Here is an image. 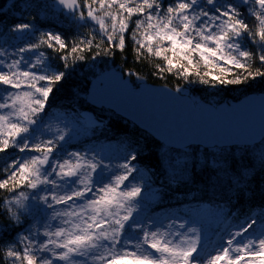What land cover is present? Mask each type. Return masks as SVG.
Here are the masks:
<instances>
[{"label": "snow or ice", "instance_id": "obj_1", "mask_svg": "<svg viewBox=\"0 0 264 264\" xmlns=\"http://www.w3.org/2000/svg\"><path fill=\"white\" fill-rule=\"evenodd\" d=\"M218 2L176 0L164 9L161 0H52L51 5L36 7L63 11L77 26L89 22L98 25L101 43L106 38L108 44L104 55L125 48L132 18L140 14L144 19L135 20L131 32V39L138 45L137 58L146 50L163 59L167 72L176 69L188 83L215 87L264 77V0H223L217 6ZM248 5H254L247 8L248 15L255 18L254 25L246 22L241 11ZM30 7L32 4L25 0L24 8ZM9 31L20 36H35L37 32L32 22L16 23ZM94 41V32L68 40L60 32L47 31L13 54L0 47V86H4L0 94V153L10 148L30 153L17 156L3 169L5 178L0 179V190L11 196L2 203L7 206L11 223L21 225L22 216L35 221L28 235L17 238V243L24 245L22 251L13 243L4 255L12 264H201L202 259L203 264H264V228L248 236L257 223L255 219L229 233L206 259L198 228L187 227L184 222L179 224L184 231H172V224L153 231L155 221L149 219L145 224L137 220L142 184L134 181H142L144 174L135 166L140 155L131 143L124 145L123 163L115 167L98 158L100 153L95 148L84 153L63 150L71 131L68 123L57 116L64 128L58 124L53 132L44 119L50 115L47 109L55 86L64 81L77 61L87 58L84 53ZM246 41L255 50L247 47ZM95 47L99 49L100 43ZM41 48L56 53L59 63L54 64ZM24 53H30L34 60H26ZM100 54L97 51L93 55ZM9 55L18 58L6 63ZM257 62L260 67L250 70ZM201 65L207 69L203 74L199 71ZM156 67L160 73L165 71V67ZM127 74L134 75L131 70ZM176 91L182 89L177 86ZM93 126L99 125L93 121ZM48 134L50 139H42ZM258 159L264 169V150ZM254 167L250 161L237 172V184L246 181ZM41 212L42 216L37 215ZM41 227L46 239L38 242ZM127 230H131L128 235Z\"/></svg>", "mask_w": 264, "mask_h": 264}, {"label": "trees", "instance_id": "obj_2", "mask_svg": "<svg viewBox=\"0 0 264 264\" xmlns=\"http://www.w3.org/2000/svg\"><path fill=\"white\" fill-rule=\"evenodd\" d=\"M29 2L32 7L25 9V0H0V47L6 51L24 46L25 43L35 42L40 32H60L68 40L73 37L78 39L86 37L89 32L95 34L93 47L84 53L87 58L77 61L68 70L64 81L55 86L47 109L50 115L46 116L44 121L55 112L78 116L81 110H86L100 122V125L93 126L90 133L82 140L63 144L64 151L83 150L87 145L110 144L123 157L124 145L131 143L138 149L140 155L135 166L140 169V173L144 174L142 181L134 182L146 183L147 187H154L156 192L155 201L148 203L146 215L162 212L178 213L191 206L207 204L221 217V222L214 230L215 233L222 227L240 226L245 224V221L250 223L253 219L257 221L255 225L264 224V169L261 168L258 159L259 152L264 150V144L261 141L250 146L205 148L190 145L182 149H173L164 146L147 132L109 109L97 108L85 101L90 79L111 66L118 68L124 74L131 70L134 75L129 76L134 85L140 81H146L152 84L168 85L174 89H177V86H189L192 95H197L199 100L207 102L212 99L214 104L236 100L247 93L264 91V77H257L240 85H216L215 87L206 85L212 88L213 91L210 93L199 83L185 81L177 74V70L167 72L163 61L159 57L149 55L146 50H142L140 58H137L135 48L138 45L131 39L137 16H133L130 23L125 48L123 50L117 48L111 55H104L103 49L107 48L108 44L106 38H103L104 42L101 43L102 36L99 34L97 25L94 26L92 22H89L83 26H77L70 22L63 11L52 7L48 9L36 7V5H51L52 0H29ZM161 3L166 9L169 4H175L176 0H161ZM250 6L254 5L242 6L241 11L245 15L246 22L254 25L255 18L247 12ZM20 22H32L37 30L36 35L25 33L20 36L9 31L12 25ZM96 43H100L99 49L95 47ZM246 44L247 47L255 50V46L250 41H246ZM40 50L45 51L54 64L59 63L56 53L51 49L41 48ZM97 51L101 54L94 56L93 54ZM157 65L165 67V71L160 73ZM257 67H260L258 62L250 70L255 71ZM234 71L240 70L234 69ZM18 154L20 153L14 148H10L6 153H0V179L5 178L3 169ZM233 159L236 160L235 165H233ZM250 161L255 167L247 174L249 178L237 184V172L247 167ZM140 173L134 175H140ZM10 195L5 190H0V264H8L4 249L17 243L16 235L32 221L31 218L24 217L21 225L10 222L7 206L2 203Z\"/></svg>", "mask_w": 264, "mask_h": 264}, {"label": "water", "instance_id": "obj_3", "mask_svg": "<svg viewBox=\"0 0 264 264\" xmlns=\"http://www.w3.org/2000/svg\"><path fill=\"white\" fill-rule=\"evenodd\" d=\"M85 101L109 109L173 149L250 146L264 138V91L211 104L164 84L134 85L128 74L111 66L90 79Z\"/></svg>", "mask_w": 264, "mask_h": 264}, {"label": "rangeland", "instance_id": "obj_4", "mask_svg": "<svg viewBox=\"0 0 264 264\" xmlns=\"http://www.w3.org/2000/svg\"><path fill=\"white\" fill-rule=\"evenodd\" d=\"M137 2H138V0H137ZM132 6H134V5H132ZM113 10H115V9H113ZM134 16H137V19H144V16H142L140 14H137ZM107 23L109 24V26L111 25L110 20H108ZM97 27L99 29L98 25H97ZM145 27H146V24H145ZM143 30L144 29H140L141 32ZM165 46H167V42H165ZM20 47H23V46H19L16 48H10L6 52H8L9 54H13ZM168 55L171 56V53L169 52ZM23 56L26 60H28L31 57V54L30 53H24ZM16 58H18L17 55H9L6 59V63H8L12 59H16ZM31 59L34 60V57H31ZM160 59L163 61L162 58H160ZM196 59H198V57H196ZM163 63L165 66L164 61H163ZM182 63H184V62H182ZM174 70H176V69H174ZM199 71L203 74V72L207 71V69H205L203 67V65H201ZM217 74L218 73H216V72L213 73V75H217ZM203 86L206 88V90H208V92L212 93L213 90L210 86H206V85H203ZM180 88L182 89V91H180V93H184V94L189 95L195 101L199 100V97H197V95H195V96L192 95V93L190 92L189 86L180 87ZM12 90L13 89H9V91H12ZM3 92H4V86H0V94H3ZM209 102L211 104H214V101H212V99L211 100L209 99ZM57 116L62 117L64 119V122L68 123V128L71 129L70 134H69V138H67L66 141L63 142V144L74 143V142H77L78 140H82L86 135H88L90 133L91 128L93 127V121H96V123L98 125H100V122L98 120H96L92 116V114L87 112L86 110H81L78 116L63 115L60 112H55L53 115H51L50 117H48L44 121L45 124L49 125L52 128L53 132H55L58 124H59L60 128H64V123H60L56 119ZM50 138H51V134H48V135H45L42 137V139H50ZM90 148H95L100 153V157H98V158H101V157L104 158L105 164H111L113 167H115V166L119 165L120 163H123V159H122L120 153L110 144H101V145H95V146L87 145L83 150L70 149V150H67V152L79 151L81 153H84L87 149H90ZM101 149L103 150L102 152L100 151ZM21 155H30V153H24V154L20 153L17 156H21ZM58 155H59V153H58ZM16 157H14L13 159H15ZM60 158L63 159L65 157L61 156ZM104 182L107 183L108 181L105 180ZM140 184H142V195L139 198L140 199V205H139V211L135 214L136 219L143 221L145 224L148 223L149 219H151L152 221H155L156 222L155 227L151 228V230H153V231H155L157 228H161V230H163L169 224L173 225V227L171 229L172 231H184L182 229H179V224L184 223V222H187V227L198 228L201 232V237H202L203 247H202L201 251H202V253L205 254L204 259L207 258V254H209V253L214 254V249L217 246H219L224 240L227 239L228 234L238 230V228L240 227V226H233V225L228 226V227L225 226V228L222 227V229H220L217 233H215L214 230L217 229V226L221 222V217H220L219 213L216 212L215 209L211 208L207 204H201L199 206H191L190 208H186V209H184L178 213L177 212H172V213L171 212H162L160 214L151 213L150 215H146L148 203H152L155 201L156 192H155L154 187H147L146 183H140ZM20 190L28 191L26 188H21ZM13 210H15V209H13ZM37 215L42 216L43 213L41 212ZM24 217L31 218L32 221H31V223L26 225L21 231H19V233L16 235V240H17L18 236H20V235H28L29 234L28 229L31 227V225L33 223H35L33 218L30 216H22L21 220ZM262 228H264V224L255 225V227L249 231L248 236L251 237L253 232H257L258 230H260ZM43 230H44L43 227H41L40 228L41 235L36 237L38 242H43V240L46 239V237H43V235H42ZM33 231H35V229H33ZM129 232H131V230L126 231L125 234L128 235ZM131 234L141 235V233H139V232H132ZM23 246H24L23 243H17V247L21 251L23 249ZM5 250L6 249H4V251ZM7 260L9 261L8 264H12V261L9 258H7ZM56 264H64V262L57 261ZM201 264H203V259L201 260Z\"/></svg>", "mask_w": 264, "mask_h": 264}, {"label": "flooded vegetation", "instance_id": "obj_5", "mask_svg": "<svg viewBox=\"0 0 264 264\" xmlns=\"http://www.w3.org/2000/svg\"><path fill=\"white\" fill-rule=\"evenodd\" d=\"M251 7V6H250Z\"/></svg>", "mask_w": 264, "mask_h": 264}]
</instances>
